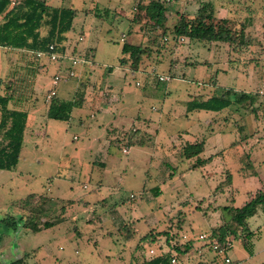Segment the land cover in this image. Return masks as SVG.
<instances>
[{
  "label": "rangeland",
  "instance_id": "1",
  "mask_svg": "<svg viewBox=\"0 0 264 264\" xmlns=\"http://www.w3.org/2000/svg\"><path fill=\"white\" fill-rule=\"evenodd\" d=\"M158 1L166 5L165 32L151 29L154 17L137 8L138 0H46L78 10L67 52L76 46L91 61L55 86L58 98L80 103L66 120L48 118L46 110L55 96L49 95L53 74L68 63L1 50L0 78L13 82L12 104L28 117L17 165L0 169V264H147L149 249L156 255L187 241L192 245L176 264H189L186 254L192 264L201 259L198 248L205 264H215L198 235L226 222L233 207L264 188V0H213L220 18H254L257 43L236 53L174 35L179 15L193 16L202 0ZM125 41L153 50L140 74L118 62ZM226 88H233L232 99L240 92L246 97L219 112H186L188 100ZM134 127L145 145L109 148L112 138ZM195 139L204 140L203 156L210 158L189 170L193 158H182V146ZM60 212L66 217L59 224L38 232L29 227L55 222ZM130 220L134 239L147 234L148 240L133 242ZM247 222L252 253L233 235L228 253L234 264H264V212Z\"/></svg>",
  "mask_w": 264,
  "mask_h": 264
},
{
  "label": "trees",
  "instance_id": "2",
  "mask_svg": "<svg viewBox=\"0 0 264 264\" xmlns=\"http://www.w3.org/2000/svg\"><path fill=\"white\" fill-rule=\"evenodd\" d=\"M144 1L138 0L137 8L154 17V26L151 29H162L165 32L166 5L158 0H149L147 3ZM77 12L78 10L71 6H54L47 3L46 0H20L15 4H11L10 0H0V50H46L50 43H55L56 49L59 52H67L69 50L66 44L67 33L72 28L73 19ZM253 22L254 18L251 16L220 18L217 15L215 2L213 0H202L193 16L180 14L172 29L176 37H186L189 40L202 42L220 43L228 46L232 52L236 53L251 50L252 46L257 43L253 37L255 36L254 30L252 29ZM236 27H239V29H236ZM42 28L46 29L45 33L41 32ZM261 33L264 35V31H261ZM70 49L71 51L69 53L71 54L86 56V54L77 53L76 46H72ZM152 52L153 50L148 45L125 41L121 46L122 56L118 62L124 68H132V72H130L134 73L144 60V57L151 56ZM109 70H112V68H109ZM3 85L4 89L1 88ZM13 89V82L9 79L5 81L3 78H0L1 170H11L17 165L23 146L28 117L27 110L20 107L17 108L12 104L14 103L12 95ZM232 89L226 88L221 94H211L206 98L202 96L193 97L186 102V112L200 110L219 112L228 107L232 101H240L246 97L245 93L247 92H240L239 96L236 98L233 97L232 99L230 97ZM78 104L80 105L79 102L74 100H64L55 95L49 102L46 116L52 119L66 120L70 115L72 107ZM140 133V130L134 127L132 130L130 129L124 132L121 137L112 138L109 141V148L116 147L121 150L123 144L145 145L146 140L144 139L143 141L144 136ZM204 147L205 143L203 139L189 140L183 144L181 152L182 158L188 160L193 158L192 164L188 167L189 170L200 169L210 158V156H203ZM224 181L227 184L232 182V176L229 171H227ZM151 189L154 194L160 192L158 186H154ZM121 201L116 203H121ZM258 210L264 212V188L257 190L243 205L233 207L230 217L226 222L210 228L207 239L223 243L228 236L233 235L234 239L241 238L243 246L252 253L251 238L254 232L249 227L247 219L253 216ZM61 212L56 216L55 222H44L42 226H39L34 221L29 227L34 232H38L41 230V227L48 228L54 224H58L65 219L64 212ZM133 221H131V227L136 223L135 220ZM11 224L13 227L16 226L15 221ZM75 231H78L77 228H75ZM149 235L150 239L154 237L151 235V232H149ZM173 237L174 235L170 234V238ZM168 238H166L167 242L169 241ZM140 239L148 240L147 234H144ZM191 245V241L184 242L183 244L177 242L171 245V250L153 256L146 263L170 264V258L173 255L176 258L179 257L182 252H187ZM203 245H207L206 241Z\"/></svg>",
  "mask_w": 264,
  "mask_h": 264
},
{
  "label": "built area",
  "instance_id": "3",
  "mask_svg": "<svg viewBox=\"0 0 264 264\" xmlns=\"http://www.w3.org/2000/svg\"><path fill=\"white\" fill-rule=\"evenodd\" d=\"M12 3L14 0H10ZM122 35V38L123 39ZM82 37L80 36L79 39ZM35 54L37 57H44L46 60L50 62H55L57 64L59 63H68V65L64 66V69L61 67V71L55 72L53 74L52 78V88L50 90L49 95H55L56 93V85L59 84V82L64 79V78H70L75 76L77 73L76 67L78 65H83L85 63H91L90 60L86 59V57L82 55H74L70 54L69 52H59L56 49L55 43H50L47 47L46 50H36ZM62 72V73H61ZM160 80H165L169 79L168 76H163L159 75ZM208 235L207 234H200L199 239L206 241L207 247L213 252L214 254V259H216L215 264H234L232 258L229 255V250L233 246L232 240L227 238L223 243H219L218 241L215 240H208L207 239ZM218 259L221 260V262L217 261ZM176 262L175 257H172L170 259V264H174Z\"/></svg>",
  "mask_w": 264,
  "mask_h": 264
},
{
  "label": "crops",
  "instance_id": "4",
  "mask_svg": "<svg viewBox=\"0 0 264 264\" xmlns=\"http://www.w3.org/2000/svg\"><path fill=\"white\" fill-rule=\"evenodd\" d=\"M225 17H228V18H232V16H230V15H228V16H225ZM241 17H243L242 15H241ZM0 21H1V17H0ZM260 27H261V29H260V31H264V21H263V23H260ZM255 35H257V34H255ZM122 40V39H121ZM4 51V50H3ZM1 55H2V52H1V50H0V57H1ZM124 68V67H123ZM125 69H127V68H125ZM110 72H112V70L110 71ZM132 72V71H131ZM134 73H137V74H140V71L139 70H137V71H135ZM132 123H134V122H132ZM67 209L68 208H66V211H67ZM115 209V208H114ZM66 211H65V213H66ZM65 213H63V215H65ZM66 217V216H65ZM123 217V219H124V216H122ZM65 220V219H64ZM63 220V221H64ZM122 220V219H121ZM120 220V221H121ZM62 221V222H63ZM130 221H133V220H130ZM61 223V222H60ZM90 223H92V222H90ZM126 223V221H124L123 222V225ZM59 224V223H58ZM115 224H117V223H115ZM114 224V225H115ZM129 225V224H128ZM116 228H117V226H115ZM118 227H120V226H118ZM130 227V226H129ZM133 227V229H134V234L132 235V239H133V242L134 243H138V241L140 240V238L142 237V235L139 237V239H138V241L136 240V239H134V238H136V226L135 225H133L132 226ZM114 228V227H113ZM132 229V230H133ZM110 233V232H109ZM200 234H202V233H200ZM199 234V235H200ZM204 234H206V233H204ZM199 235H198V238H199ZM208 235V234H207ZM144 241V240H143ZM204 241V240H203ZM205 242V241H204ZM161 251V253H163V252H165V251H169V250H171L170 248L168 249V250H165V249H160ZM149 253L151 254L146 260H145V263H146V261L148 260V259H150V258H152L153 256H156V255H159V254H161V253H159V254H156V255H154L155 254V250L154 249H149ZM197 253H198V255H200L201 256V259H197L195 262H193L194 264H205V262H206V258H204V254H202V249H200V248H198V250H197ZM203 256V257H202ZM172 257H175L174 255L172 256ZM171 257V258H172ZM170 258V259H171ZM175 259H176V257H175ZM184 259L185 260H187V263H189V264H192L191 262L193 261L191 258H190V256L188 255V254H186V256L184 257ZM177 261V260H176ZM205 261V262H204ZM212 261H214V258H212V260H211V262ZM174 264H176V262L174 263Z\"/></svg>",
  "mask_w": 264,
  "mask_h": 264
}]
</instances>
